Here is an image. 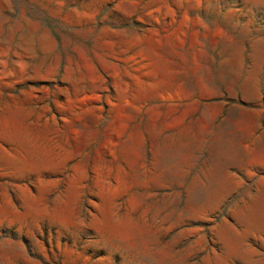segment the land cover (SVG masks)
<instances>
[{
    "label": "rangeland",
    "instance_id": "obj_1",
    "mask_svg": "<svg viewBox=\"0 0 264 264\" xmlns=\"http://www.w3.org/2000/svg\"><path fill=\"white\" fill-rule=\"evenodd\" d=\"M0 264H264V0H0Z\"/></svg>",
    "mask_w": 264,
    "mask_h": 264
}]
</instances>
